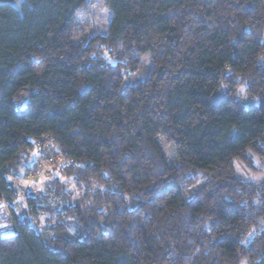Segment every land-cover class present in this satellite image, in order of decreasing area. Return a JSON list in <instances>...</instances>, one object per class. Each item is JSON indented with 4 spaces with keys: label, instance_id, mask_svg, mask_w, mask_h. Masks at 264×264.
<instances>
[{
    "label": "trees",
    "instance_id": "1",
    "mask_svg": "<svg viewBox=\"0 0 264 264\" xmlns=\"http://www.w3.org/2000/svg\"><path fill=\"white\" fill-rule=\"evenodd\" d=\"M12 1L0 0V211L46 134L77 192L47 179L62 204L46 206V232L25 193L34 211L0 226V264H264V178L238 172L264 161V0H102L106 29L88 35L86 0Z\"/></svg>",
    "mask_w": 264,
    "mask_h": 264
},
{
    "label": "rangeland",
    "instance_id": "2",
    "mask_svg": "<svg viewBox=\"0 0 264 264\" xmlns=\"http://www.w3.org/2000/svg\"><path fill=\"white\" fill-rule=\"evenodd\" d=\"M19 0H13V3H17ZM87 4L85 9L78 15V29L80 33L86 32V34H90L92 31L94 33H102L106 29V24L109 18L110 10L109 8L103 3L102 0H86ZM79 32H77V38L79 37ZM88 32V33H87ZM109 62L111 64H116V60L109 59ZM151 62L148 55H145L143 58L142 63V69L138 72H134L131 74V71L126 69L125 67H122L120 72L123 77V83L124 84H130L134 82L135 80H138L145 75L146 71L150 68ZM131 74V75H130ZM241 89H243L241 86L238 88L236 97H241ZM159 144L163 150L164 156L168 162V164L173 163V153H171L170 149L167 145H165L163 142L159 141ZM36 150L34 148L31 156H35ZM35 158V157H34ZM253 164L255 165L256 169L252 170L250 168H247L246 166L242 164H238V172L245 180L250 181H260L264 178V161L255 157L253 158ZM25 170L26 167L23 166L20 169L19 175L17 176L15 183L16 186H18L19 193L13 198V208H9L8 202L5 201L2 203L1 211L0 213H5V216H0V226L5 227H12V225L15 223L16 218H22L23 216L27 217L29 216L28 212L30 209L26 206L24 194L28 191L36 192L37 195L35 197L37 203L41 202L43 203V215L38 216V223H37V229L42 230L43 232L48 231L50 227L56 222V219L54 218V210H51L50 212L46 210V206L50 205L52 207H60L59 205L61 203H57V201L49 200L45 196L49 190V181L47 180L49 177L55 175L57 176L60 181L63 183L62 188L58 187L59 191L62 193L66 190L65 193L70 192L71 194H75L77 192V187L75 186V183L67 179L63 174H61L59 171H57L56 168L50 169L49 172H39L37 175L31 179L28 180V178L25 177ZM51 186V185H50ZM66 196V195H65ZM59 199V198H58ZM34 208L32 209L33 212ZM61 213V212H60ZM31 221V220H30ZM48 233V232H47ZM51 234V233H48ZM239 264H245V260L240 261Z\"/></svg>",
    "mask_w": 264,
    "mask_h": 264
},
{
    "label": "built area",
    "instance_id": "3",
    "mask_svg": "<svg viewBox=\"0 0 264 264\" xmlns=\"http://www.w3.org/2000/svg\"><path fill=\"white\" fill-rule=\"evenodd\" d=\"M34 148L36 150L35 158H32L25 170V177L28 180L33 179L39 172L51 171L63 162V158L57 153L56 143L51 134H46L41 140L36 141Z\"/></svg>",
    "mask_w": 264,
    "mask_h": 264
},
{
    "label": "clouds",
    "instance_id": "4",
    "mask_svg": "<svg viewBox=\"0 0 264 264\" xmlns=\"http://www.w3.org/2000/svg\"><path fill=\"white\" fill-rule=\"evenodd\" d=\"M241 92H243V89H241ZM72 231H74L73 229H69V232H72Z\"/></svg>",
    "mask_w": 264,
    "mask_h": 264
}]
</instances>
